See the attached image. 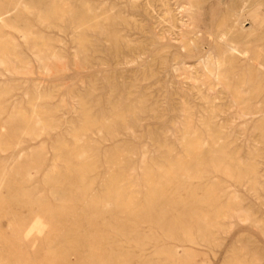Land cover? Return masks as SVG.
<instances>
[{
	"label": "rangeland",
	"instance_id": "rangeland-1",
	"mask_svg": "<svg viewBox=\"0 0 264 264\" xmlns=\"http://www.w3.org/2000/svg\"><path fill=\"white\" fill-rule=\"evenodd\" d=\"M46 3L0 8V263L264 264V0ZM111 176L157 227L103 214Z\"/></svg>",
	"mask_w": 264,
	"mask_h": 264
},
{
	"label": "bare ground",
	"instance_id": "bare-ground-1",
	"mask_svg": "<svg viewBox=\"0 0 264 264\" xmlns=\"http://www.w3.org/2000/svg\"><path fill=\"white\" fill-rule=\"evenodd\" d=\"M8 1L9 2H11V4L15 1V0H0V8L1 7H4L5 6V4H7L8 3ZM163 1V0H162ZM47 2L48 3H46L48 6H53V7H55V5H57V0H47ZM245 5V4H244ZM246 5H247V3H246ZM107 6V5H106ZM242 6V5H241ZM240 6V7H241ZM182 8V7H181ZM67 9V8H66ZM243 9H245V6H244V8ZM56 9H54V11H55ZM247 10V9H246ZM245 10V11H246ZM34 11V10H33ZM87 11V10H86ZM58 12V11H57ZM169 12V11H168ZM241 13V12H240ZM59 14V13H58ZM87 14V13H86ZM237 14V13H236ZM243 14V13H242ZM22 15V14H21ZM168 15V14H167ZM234 16H236V15H234ZM234 16L232 17V18H234ZM240 16H242L241 14H240ZM56 17V16H55ZM54 17V18H55ZM123 17V16H122ZM49 18H50V16H49ZM171 18H173V17H171ZM101 19V18H100ZM238 19V18H237ZM165 20V19H164ZM179 20V19H178ZM241 20V19H240ZM239 20V21H240ZM173 21V20H172ZM174 21H176V20H174ZM238 21V20H237ZM96 22V21H95ZM98 22V21H97ZM182 22V21H181ZM241 22V21H240ZM244 22V21H243ZM88 23V22H87ZM99 23V22H98ZM97 23V24H98ZM106 23H107V21H106ZM176 22H174V24H175ZM180 23V22H179ZM183 23H184V21H183ZM96 24V25H97ZM239 24H242V23H239ZM239 24L237 23V22H235V25H234V27L235 28H239L240 30H242L241 29V27L239 26ZM181 25V24H180ZM233 25H231V26H233ZM239 26V27H238ZM85 27V26H84ZM89 27V26H88ZM233 27V28H234ZM82 28V27H81ZM91 28V27H90ZM188 28V27H187ZM232 28V27H231ZM85 29H87V28H85ZM184 29V28H183ZM94 31V30H93ZM92 31V32H93ZM75 32V31H74ZM140 33V32H139ZM229 33V32H228ZM227 33V34H228ZM76 34V33H75ZM209 34V33H208ZM230 34V33H229ZM124 35V34H123ZM232 35V38H231V40H228V41H230V43H228V44H230V45H228V51H229V53L233 56V58L235 59V60H237L238 62H240V63H246V62H249L252 58L250 57V51H249V49L246 47V45H245V41H243L242 40V38L241 37H235V34L233 35V34H231ZM75 36V35H74ZM155 36V35H154ZM214 36H215V34H214ZM238 36V35H237ZM239 36H241V35H239ZM244 36V35H243ZM225 37H226V32L225 33H221V34H219L218 35V37L217 38H219V40H224L225 39ZM169 38V37H168ZM245 38V37H244ZM226 40H227V38H226ZM225 40V41H226ZM246 40V39H245ZM225 41H224V43H225ZM40 42V41H39ZM78 43V42H77ZM222 43V42H221ZM37 44V43H36ZM55 44V43H54ZM86 44H88V43H86ZM127 44V43H126ZM226 44V43H225ZM3 45V44H2ZM13 45V44H12ZM83 45V44H82ZM227 45V44H226ZM79 46H81V45H79ZM89 46V45H88ZM127 46V45H126ZM131 46V45H130ZM5 47V46H4ZM3 47V48H4ZM128 47V46H127ZM138 47V46H137ZM80 48V47H79ZM90 48V47H89ZM130 48V47H129ZM147 48V47H146ZM226 48V47H225ZM6 50H7V48H5ZM132 49V48H131ZM169 49V48H168ZM81 50V49H80ZM125 50V49H124ZM0 52H2L3 53V50H2V47L0 48ZM8 52V51H7ZM10 52V51H9ZM1 53V54H2ZM49 53V52H48ZM160 53V52H159ZM1 54H0V56H1ZM5 54V53H4ZM54 54V53H53ZM6 55V54H5ZM158 55V54H157ZM252 55V54H251ZM5 58V57H4ZM12 58V57H11ZM164 58V57H163ZM233 58H231V59H233ZM13 59V58H12ZM15 60H17V59H15ZM115 61V60H114ZM20 62V61H19ZM109 65V64H108ZM22 66V65H21ZM260 68V67H259ZM46 70V69H45ZM122 70V69H121ZM125 70V69H124ZM263 70V69H262ZM262 74V73H261ZM211 75V74H210ZM218 78V77H217ZM224 78V77H223ZM249 78V77H248ZM117 79V78H116ZM215 79V78H214ZM250 79V78H249ZM225 80H226V78H225ZM224 80V81H225ZM242 80H243V78H242ZM241 80V81H242ZM246 80V79H245ZM240 81V82H241ZM220 82V81H219ZM223 82V81H222ZM222 82H220V83H222ZM245 82V81H244ZM225 83H226V81H225ZM225 83H224V85H225ZM241 83H243V82H241ZM250 83V80L248 81V84ZM137 84V83H136ZM243 85V84H242ZM240 86H241V84H240ZM239 87V86H238ZM237 89L238 88H236L235 90L237 91ZM242 89H243V87H242ZM130 91V90H129ZM238 94V93H237ZM236 94V95H237ZM198 96V95H197ZM238 96H239V94H238ZM234 97H236V96H234ZM241 97V96H240ZM130 98V97H129ZM232 99V98H231ZM238 99V98H237ZM77 100V99H76ZM80 100V99H79ZM42 101V100H41ZM231 101V100H230ZM233 101H234V98H233ZM236 101V100H235ZM234 101V103H236ZM79 102V101H78ZM248 102V101H247ZM0 103H2V102H0ZM86 103V102H85ZM242 103H244V101L242 102ZM35 104H37V103H35ZM233 104V103H232ZM245 104H246V102H245ZM237 107V106H236ZM249 107V106H248ZM4 108V107H3ZM3 108L1 109V110H3ZM208 108V107H207ZM237 108H239V107H237ZM245 108H247V107H245ZM120 110V109H119ZM242 110V109H241ZM15 111V110H14ZM136 111V110H135ZM5 112V111H4ZM13 112V111H12ZM117 112V111H116ZM240 112V111H239ZM249 113V112H248ZM1 115L3 114V113H0ZM16 114V113H15ZM32 114H34V113H32ZM42 114V113H41ZM78 114V113H77ZM133 114V113H132ZM156 114V113H155ZM190 114V113H189ZM240 114V113H239ZM259 114V113H258ZM257 114V115H258ZM22 115H23V113H22ZM117 115V114H116ZM122 115V114H121ZM134 115V114H133ZM241 115V114H240ZM256 115V114H255ZM19 116H21V115H19ZM131 116V115H130ZM243 116V115H242ZM246 116H248V114L246 113ZM254 116V115H253ZM259 116H261V114L259 115ZM264 116V115H263ZM263 116H261V117H263ZM0 117H2V116H0ZM23 117V116H22ZM34 117V116H33ZM126 117V116H125ZM244 117V116H243ZM249 117V116H248ZM35 119H33L36 123L37 122H39V118L40 117H34ZM159 118V117H158ZM162 118V117H161ZM167 118V117H166ZM245 118V117H244ZM2 119V118H1ZM21 120H24V121H26V119L24 118V119H22L21 118ZM162 120V119H161ZM116 121V120H115ZM260 121H262V120H260ZM34 122V123H35ZM33 123V125H35ZM40 123H42V122H40ZM103 123V122H102ZM158 123H159V121H158ZM21 124V123H20ZM23 124H25L24 122H23ZM30 124V123H29ZM154 124V123H153ZM38 125V124H37ZM50 125V124H49ZM151 125V124H150ZM21 126V125H20ZM36 126V125H35ZM41 126V125H40ZM45 126V125H44ZM85 127V126H84ZM188 127V126H187ZM28 128V127H27ZM42 128V127H41ZM147 128V127H146ZM211 128V127H210ZM94 130V129H93ZM51 132V131H50ZM185 132H186V130H185ZM183 134V133H182ZM17 135V134H16ZM179 135H180V133H179ZM23 137V136H22ZM210 137V136H209ZM73 139V138H72ZM194 139V138H193ZM190 140H192V138L190 139ZM188 142V141H187ZM195 142V141H194ZM198 141H197V139H196V143H197ZM193 143V142H192ZM87 145V144H86ZM88 146V145H87ZM157 146V145H156ZM224 147V146H223ZM7 148H9V144H6V143H1L0 142V152H3V151H5ZM196 148H197V146H196ZM232 148V147H231ZM167 149V148H166ZM189 149V148H188ZM190 149H191V147H190ZM184 150V149H183ZM187 150V149H186ZM203 151V150H202ZM191 152V151H190ZM122 153V152H121ZM186 153H187V151H186ZM199 153V152H198ZM79 154V153H78ZM222 154H224V153H222ZM81 155V154H80ZM191 155H193V154H191ZM78 156V155H77ZM124 156V155H123ZM127 156V155H126ZM261 157V156H260ZM70 159H72V158H70ZM104 159V158H103ZM76 160V159H75ZM191 160V159H190ZM200 160V159H199ZM227 160V159H226ZM229 160V159H228ZM111 161V160H110ZM160 161V160H159ZM221 161V160H220ZM230 161V160H229ZM95 162V161H94ZM162 162H164V161H162ZM233 162V161H232ZM232 162H230V163H232ZM63 163V162H62ZM61 163V164H62ZM66 163H68V162H66ZM79 163H81L80 161H79ZM112 163V162H111ZM70 164V163H69ZM82 164V163H81ZM120 164V163H119ZM165 164H167V163H165ZM72 165V164H71ZM83 165V164H82ZM107 166V165H106ZM116 166V165H115ZM183 166V165H182ZM238 166V165H237ZM83 167V166H82ZM85 167V166H84ZM84 167L83 168H80V167H78V168H73V169H75V173L77 174V176H78V178L80 177L81 179H82V181L84 182L85 180L83 179V178H86V171L84 170ZM90 167V166H89ZM94 167V166H93ZM104 167V166H103ZM86 168H87V165H86ZM105 168V167H104ZM145 168V167H144ZM202 168V167H201ZM240 168V167H239ZM97 169V168H96ZM115 169H117V168H115ZM164 169V168H163ZM10 170V169H9ZM95 170V169H94ZM205 170V169H204ZM242 170H243V168H242ZM14 171V170H13ZM40 171H42V170H40ZM71 171V170H70ZM250 171H251V169H250ZM65 172V171H64ZM67 172V171H66ZM73 172V171H72ZM91 172H92V170H91ZM100 172V171H99ZM98 172V173H99ZM171 172V170H169V173ZM183 172V171H182ZM179 173V172H178ZM249 173H251V172H249ZM96 174V172L94 173V175ZM189 174V173H188ZM200 174V173H199ZM19 175V174H18ZM23 175V174H22ZM197 175V174H196ZM204 175V174H203ZM6 176H7V173L4 171V170H1V172H0V188H2L3 186H2V183L3 182H5L4 180H6ZM16 176H17V174H16ZM16 176H14V177H16ZM90 176V175H89ZM109 176V175H108ZM170 176H171V174H170ZM174 176L175 177H178L177 176V174L176 173H172V176L170 177L171 178V183L173 182V181H177V179L175 178L174 179ZM22 177V176H21ZM180 177V176H179ZM187 177V176H186ZM199 177V176H198ZM240 177V176H239ZM9 178V177H8ZM98 178V177H97ZM108 178V177H107ZM194 178V177H193ZM237 178H238V176H237ZM192 179V178H191ZM197 179V178H196ZM127 180V179H126ZM239 180V179H238ZM128 181V180H127ZM148 182V181H147ZM182 182V181H181ZM191 182V181H190ZM104 183H105V185H106V191H105V193L103 194V199H102V201H101V206H100V210L102 211V212H104L103 214L105 215V214H108V218H112V217H116V215L118 214V215H121V216H118V217H120L119 219H120V221L119 222H117L116 223V225H117V227H118V224H121L122 226H127V224L128 225H133V227L134 226H136L137 224H143V223H148V224H150V225H153V224H155V223H152L151 221L152 220H150V218H151V213H149V212H147V214H144V212H143V214L144 215H142V216H140V214L138 215V209H137V206L132 202V201H125V200H122L123 199V197L125 196L124 194H122V193H120L119 192V190L117 189L118 188V185H119V182H118V180H116V179H113V177L111 176V178H109V179H107V180H105L104 181ZM101 184H103V183H101ZM145 184V183H144ZM179 184V183H178ZM242 184V183H241ZM167 185V184H166ZM170 185V184H169ZM168 185V186H169ZM173 185H174V183H173ZM180 185V184H179ZM182 185V184H181ZM2 186V187H1ZM72 186H73V184H72ZM89 186V185H88ZM161 186H163V185H161ZM183 186V185H182ZM182 186H181V188L180 189H182ZM87 187V186H86ZM165 187H167V186H165ZM170 187V186H169ZM171 187H172V185H171ZM62 188V187H61ZM94 188V187H93ZM152 188V187H151ZM160 188V187H159ZM127 189V188H126ZM165 189V188H164ZM176 189V188H175ZM1 190V189H0ZM101 190V189H100ZM156 190H158V189H156ZM178 190V189H177ZM65 191V190H64ZM125 191V190H124ZM161 191V190H160ZM147 192V191H146ZM164 192V191H163ZM197 192V191H196ZM50 193H51V191H50ZM55 193V192H54ZM189 193V192H188ZM73 194V193H72ZM127 194V193H126ZM184 194V193H183ZM76 195V194H75ZM102 195V194H101ZM177 195V194H176ZM182 195V194H181ZM58 196V195H57ZM72 196V195H71ZM151 196V195H150ZM41 197V196H40ZM130 197V196H129ZM152 197V196H151ZM166 197H167V195H166ZM179 197V196H178ZM208 197V196H207ZM165 198V197H164ZM201 198V197H200ZM160 199V198H159ZM93 200V199H92ZM152 201H153V198L151 199ZM199 200V199H198ZM190 202H191V200H189ZM196 203V202H195ZM210 203V202H209ZM95 204H98V202L97 203H95ZM212 204H213V202H212ZM214 204H215V201H214ZM93 205V204H92ZM196 205H197V203H196ZM81 206V205H80ZM94 206H96V205H94ZM186 206V205H185ZM189 206H191V205H189ZM188 206V207H189ZM204 207V206H203ZM98 208V207H97ZM195 208V207H194ZM206 208H207V206H206ZM210 208V207H209ZM228 208V207H227ZM231 208V207H230ZM96 209V208H95ZM198 209H200V207L198 208ZM147 210V209H146ZM188 210V209H187ZM197 210V209H196ZM85 211H87V210H85ZM85 211H84V213H85ZM194 211V210H193ZM228 211V210H227ZM92 213H94V212H92ZM96 213V212H95ZM188 213H190V212H188ZM195 213V212H194ZM199 213V212H198ZM214 213V212H213ZM221 213V212H220ZM228 213V212H227ZM230 213V212H229ZM86 214V213H85ZM99 214V213H98ZM154 214V213H153ZM175 214V213H174ZM196 214V213H195ZM195 214L193 215L192 214V211H191V215H189L188 216V219H187V221L186 222H179V223H177V224H173V226H172V228H171V232L170 233H172V239H178L180 236L175 232L176 231V227L178 228V229H180L181 230V232L182 233H180L181 234V236L182 235H185V233H188L187 232V230H193V228H198L199 227V225H200V219H199V217L198 216H195ZM84 215V214H83ZM198 215V214H197ZM102 216V215H101ZM204 216V215H203ZM214 216V215H213ZM224 216V215H223ZM92 217H95L94 215L92 216ZM96 217H98V216H96ZM95 217V218H96ZM107 217V216H106ZM217 217V216H216ZM220 217V216H219ZM94 218V219H95ZM105 218V217H104ZM117 218V217H116ZM147 218V220L145 221V219ZM174 218V217H173ZM185 218V217H184ZM224 218V217H223ZM113 219V218H112ZM153 219V218H152ZM178 219V218H177ZM180 219V218H179ZM202 219H203V217H202ZM212 219V218H211ZM117 220V219H116ZM68 221V220H67ZM98 221V220H97ZM165 218L163 219V224L165 225ZM170 221V220H169ZM182 221V220H181ZM211 221V220H210ZM63 222H65V221H63ZM69 222V221H68ZM91 222V221H90ZM94 222V221H93ZM104 222H105V220H104ZM114 222H115V220H114ZM159 222V221H158ZM61 223H62V221H61ZM107 223V222H106ZM105 223V224H106ZM110 223V222H109ZM168 223V222H167ZM166 223V224H167ZM202 223V222H201ZM206 223V222H205ZM64 224H66V223H64ZM160 224V223H159ZM210 224V223H209ZM101 225V224H100ZM107 225V224H106ZM203 225V224H202ZM66 226H69V224H66ZM94 226V225H93ZM97 226V225H96ZM103 226V225H102ZM154 226V225H153ZM155 226H156V224H155ZM91 227H92V225H91ZM157 227V226H156ZM156 227H154L155 229H157ZM160 227V226H159ZM166 227V226H165ZM96 228V227H95ZM94 228V229H95ZM99 228V227H98ZM110 228V227H109ZM135 228V227H134ZM152 228V227H151ZM161 228V227H160ZM207 228V227H206ZM106 229V228H105ZM115 229H117V228H115ZM114 229V230H115ZM121 229H123L122 227H121ZM136 229H138L137 227H136ZM165 229V228H164ZM107 230V229H106ZM111 230H113V229H111ZM120 230V229H119ZM139 230H141V229H139ZM138 230V231H139ZM97 231H99V229L97 230ZM118 231V230H117ZM165 231V230H164ZM100 232V231H99ZM152 232V231H151ZM154 232V231H153ZM156 232V231H155ZM180 232V231H179ZM199 232V231H198ZM209 232V231H208ZM215 232V231H214ZM191 233V232H190ZM210 233V232H209ZM208 233V234H209ZM137 234V233H136ZM189 234V233H188ZM200 234V233H199ZM205 234V233H204ZM208 234H207V236H208ZM155 235V234H154ZM157 235V234H156ZM167 235H169L168 233H167ZM167 235H165L167 238H168V236ZM171 235V234H170ZM218 235V234H217ZM191 236V235H190ZM203 236V235H202ZM108 237V236H107ZM125 237H127V236H125ZM129 237V236H128ZM127 237V238H128ZM158 237V236H157ZM188 237V236H187ZM213 237V236H212ZM217 237V236H216ZM215 237V238H216ZM96 238V237H95ZM101 238H104V236L103 237H101ZM111 238V237H110ZM122 238H124V236L122 237ZM141 238V237H140ZM161 238V237H160ZM181 238H183V237H181ZM159 239V238H158ZM164 239H166V238H164ZM183 239H185V238H183ZM187 239V238H186ZM207 239V238H206ZM209 239V238H208ZM211 239H213V240H215L214 238H211ZM210 239V240H211ZM93 240H97V242L96 243H98V246H104V243L106 242V240H105V242H100L101 240H100V238H97V239H94L93 238ZM102 240H104V239H102ZM128 240V242L130 241V239H127ZM150 240V239H149ZM160 240V239H159ZM167 240V239H166ZM189 240V239H188ZM187 240V241H188ZM193 240V239H192ZM136 241V240H135ZM144 241H146V240H144ZM201 241V240H200ZM17 242V241H16ZM121 242V241H120ZM126 242V241H125ZM131 242V241H130ZM191 242V241H190ZM116 243V242H115ZM133 245H136V243L135 242H131ZM130 243V244H131ZM161 243H162V240H161ZM164 243H168V242H165L164 241ZM175 243H177V242H175ZM184 243H186V242H184ZM106 244V243H105ZM128 245H129V243H127ZM163 244V243H162ZM179 244H181V243H179ZM144 245V244H143ZM153 245H155L154 243H153ZM169 245V244H168ZM189 245V244H188ZM192 245H194V244H192ZM107 246V245H106ZM117 246V245H116ZM113 247V246H112ZM135 247H137V246H135ZM138 248V247H137ZM145 249H148V248H146L145 247ZM153 249V248H152ZM167 250V249H166ZM112 251V253H113V250H111ZM154 251V250H153ZM158 251V250H157ZM174 251V250H173ZM164 252V251H163ZM172 253V252H171ZM174 253V252H173ZM187 253V252H186ZM106 254V253H105ZM127 254V253H126ZM145 254V253H144ZM144 254H141V255H144ZM148 254V253H147ZM150 254V253H149ZM234 254V253H233ZM146 255V254H145ZM153 255V254H152ZM174 255V254H173ZM175 256V255H174ZM189 256V255H188ZM109 257H110V255L109 254H106L105 255V259H104V263L103 264H109L110 263V261H109ZM127 257H129V256H127ZM127 257H124L123 256V258H127ZM154 257V256H153ZM233 257V256H232ZM238 257V256H237ZM82 258V257H81ZM162 258H164V257H162ZM178 258V257H177ZM133 259H134V257H133ZM157 259V258H156ZM188 259V258H187ZM195 259V258H194ZM234 259V258H233ZM141 260H143V258H141ZM149 260H150V258H149ZM154 260H155V257H154ZM190 260V259H189ZM115 261V260H114ZM113 261V262H114ZM123 261V260H122ZM136 261H137V259H136ZM83 262L85 263V264H91V263H88L89 261H87L85 258H83L82 260H81V263L83 264ZM124 263H122V264H130V262H128L127 260H125V261H123ZM138 263H139V261H137ZM141 262V261H140ZM147 262V261H146ZM163 262V261H162ZM177 262V261H176ZM239 262H240V259H239ZM132 263V262H131ZM142 263H144V262H142ZM150 263V262H149ZM172 263V262H171ZM174 263V262H173ZM0 264H3V263H0ZM156 264H157V261H156ZM159 264V263H158ZM165 264V263H164ZM170 264V263H169ZM179 264V263H178ZM190 264V263H189ZM238 264H240V263H238Z\"/></svg>",
	"mask_w": 264,
	"mask_h": 264
}]
</instances>
